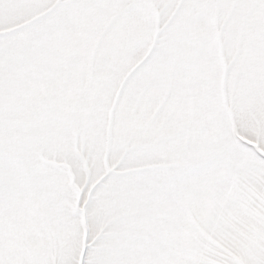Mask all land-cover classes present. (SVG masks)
<instances>
[{
  "label": "snow or ice",
  "instance_id": "1",
  "mask_svg": "<svg viewBox=\"0 0 264 264\" xmlns=\"http://www.w3.org/2000/svg\"><path fill=\"white\" fill-rule=\"evenodd\" d=\"M0 264H264V0H0Z\"/></svg>",
  "mask_w": 264,
  "mask_h": 264
}]
</instances>
